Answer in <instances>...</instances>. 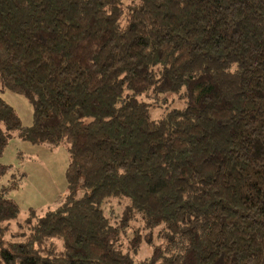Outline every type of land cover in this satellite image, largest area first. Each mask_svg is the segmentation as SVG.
I'll use <instances>...</instances> for the list:
<instances>
[{
  "label": "trees",
  "instance_id": "16d2710c",
  "mask_svg": "<svg viewBox=\"0 0 264 264\" xmlns=\"http://www.w3.org/2000/svg\"><path fill=\"white\" fill-rule=\"evenodd\" d=\"M14 137L63 145L67 190H0V264H264V0H0Z\"/></svg>",
  "mask_w": 264,
  "mask_h": 264
},
{
  "label": "rangeland",
  "instance_id": "374dc122",
  "mask_svg": "<svg viewBox=\"0 0 264 264\" xmlns=\"http://www.w3.org/2000/svg\"><path fill=\"white\" fill-rule=\"evenodd\" d=\"M2 97L14 108L22 125L30 126V100L8 91ZM0 163L7 167L0 190L6 188L5 197L18 205L21 218L30 208L41 212L56 207L66 194L68 154L63 145L49 149L14 137L6 145Z\"/></svg>",
  "mask_w": 264,
  "mask_h": 264
}]
</instances>
